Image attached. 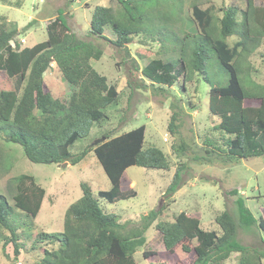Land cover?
I'll return each mask as SVG.
<instances>
[{"label":"trees","instance_id":"16d2710c","mask_svg":"<svg viewBox=\"0 0 264 264\" xmlns=\"http://www.w3.org/2000/svg\"><path fill=\"white\" fill-rule=\"evenodd\" d=\"M110 1L116 3L115 11L110 7H94L89 22L90 36L107 39L104 31L110 30L114 41H109L127 57L128 46L137 38L141 43L157 40L151 12L162 7L147 10L145 4H157L160 0ZM0 3L20 7L22 0H0ZM218 11L221 16L216 18L213 7L201 9L198 4H192L191 14L198 28L194 34L185 31L182 19L166 21L172 17L166 14L165 23L173 28V46L164 47L169 34L158 41L163 52L170 51L172 55L149 59L140 68V74L161 91L172 90L179 81L183 91L186 83H205L209 89V113L217 118L212 135L203 144L212 151L205 153L237 159L261 157L264 156V86L249 77L256 70L251 68L248 58L264 40V8L256 7L254 0H245L243 10L224 5ZM144 21H149V25ZM175 28L183 33L181 38ZM18 32L15 26L7 25L4 17L0 18V71L7 78L0 87V137L5 143L20 146L27 160L42 165H76L92 152L111 184L109 191H99L97 196L109 203L135 196L132 189L121 191V180L128 168L168 170L161 149L144 148V125L114 137L103 133L102 143L72 155L70 147L86 138L93 125L107 120L104 111L119 96L116 86L108 84L106 77L90 65L91 60L101 58L102 50L90 41L80 40L60 10L46 25L45 41L30 48L22 47ZM232 37L237 39L230 44L228 39ZM52 62L63 79L76 88L67 101L54 98L44 80L43 75ZM12 78L17 79L15 84ZM221 78H226L223 84ZM127 86L131 84L127 82ZM170 106L168 130L174 133L180 108L173 103ZM183 169L180 164L174 172L166 196H173L182 185ZM80 188L82 196L64 213L63 231L46 234L35 232L34 227L26 224L28 218H36L45 191L32 176L21 174L10 178L6 185L8 196L0 194L3 248L11 246L17 257L29 244L30 250H41L36 264H135L133 255L145 245L144 234L153 224L162 237L166 255L163 261H156L153 258H159L157 252L143 251L142 258L149 264H170L166 258L173 259V264H223L232 254H237V264H264V239L260 234L264 233V214L262 211L259 218L254 217L242 196H237L231 210L227 208L215 217L218 231L204 229L199 219L186 212L178 213L172 221H161L163 208L148 212L139 226L128 229L116 216L102 212L86 183H81ZM228 194L236 196L238 192L233 189ZM13 217L18 224L12 223ZM242 235L252 236L260 243L255 245L263 247L241 243Z\"/></svg>","mask_w":264,"mask_h":264},{"label":"rangeland","instance_id":"374dc122","mask_svg":"<svg viewBox=\"0 0 264 264\" xmlns=\"http://www.w3.org/2000/svg\"><path fill=\"white\" fill-rule=\"evenodd\" d=\"M194 3L201 9L213 7L212 13L216 18L221 16L218 10L224 5H233L241 10L245 8V0H160L157 4L148 6L145 4L147 10L155 9L158 5L162 7L158 12H151L154 17L151 20L155 29L154 39L157 40L141 43L140 38H137L128 46V57L112 45L110 41H114V36L110 30L104 31L107 39L89 35V22L94 7H110L115 11V2L22 0L20 7L14 5L8 7L0 3V18L5 17L9 24L20 30L17 39L22 47L30 48L45 41L46 25L60 10L67 25L80 40L90 41L102 50L101 58L98 61L91 60L90 65L100 75L106 77L108 84L116 86L119 96L115 104L105 109L107 120L101 125H93L86 138L76 141L70 147L69 151L72 155L75 156L91 146L103 133L114 137L144 125V148L155 146L161 149L169 164L166 171L136 166L128 168L120 187L122 192L132 189L135 196L128 199L119 198L109 203L97 196L99 191H109L111 184L92 152L88 153L80 163L72 166L34 164L25 158L20 146L5 143L0 137V194L7 195V181L21 174L32 176L36 185L45 191L36 218L26 220L28 227L32 226L35 232L42 231L46 234L61 233L66 209L82 196L81 183H86L90 187L93 198L103 213L116 216L128 229L139 226L148 212L163 208L159 217L161 221H172L178 213L186 212L191 217L199 219L204 229L218 231L219 227L214 223L215 217L227 208L231 210L237 196L244 198L245 206L254 217L259 218L262 211L264 214V156L237 159L228 155L226 159L224 155H217L215 152L205 153V150H212L203 145L204 139L212 135V126L217 122V118L211 116L208 110V86L203 82L193 81L186 83L183 91L179 81L172 90L161 91L140 74V68L149 59L172 55L170 51L163 52V46L158 41L169 34L165 37L167 44L165 43L164 47L173 46L171 35L173 28L168 26L172 24L165 23L166 14L172 15L171 19L166 21L176 22L182 19L185 31L191 34L198 32L191 14V6ZM254 4L256 7L264 8V0H254ZM142 8L144 9L143 6ZM31 21H33L32 25L24 32L21 31ZM149 21L144 22L149 25ZM174 31L178 37L183 36V33L176 28ZM236 39V37L229 38L228 42L232 44ZM172 58L176 60V56ZM248 63L256 70L251 72L249 77L264 86V40L248 58ZM210 74L217 77L216 73L210 72ZM43 76L54 98L67 101L76 90L63 79L53 62ZM6 79V74L0 71V87L5 85ZM16 80V78L11 79L14 84ZM225 80L226 78H221L222 84ZM127 82L131 87L127 86ZM171 103L180 108L175 122L178 126L174 133L168 130L172 115ZM180 164L184 167L182 185L173 196H166V189ZM3 167L7 168V171H3ZM130 183L133 184L129 185ZM233 189L238 192L236 196L228 194ZM7 201L10 202L8 197ZM12 219V223L18 224L14 217ZM260 234L264 239V233L260 232ZM144 235L145 245L133 255L135 264H149L142 258L143 251L157 252L159 258L153 259L163 261L166 253L162 237L153 224ZM256 240L252 236L242 235L240 242L262 248V245H255L260 244ZM26 247V250H22L15 257L11 246L3 248L0 240V264H36L40 260L41 250H30L29 244ZM51 247L47 245L46 248L51 249ZM236 255L232 254L223 264H237ZM166 259L173 264V259Z\"/></svg>","mask_w":264,"mask_h":264},{"label":"water","instance_id":"95a60500","mask_svg":"<svg viewBox=\"0 0 264 264\" xmlns=\"http://www.w3.org/2000/svg\"><path fill=\"white\" fill-rule=\"evenodd\" d=\"M103 141H104V138L101 137V138L97 139V140L92 144V146H96V145L102 143ZM66 164H67V163H63V165H66Z\"/></svg>","mask_w":264,"mask_h":264},{"label":"crops","instance_id":"0c3cea01","mask_svg":"<svg viewBox=\"0 0 264 264\" xmlns=\"http://www.w3.org/2000/svg\"><path fill=\"white\" fill-rule=\"evenodd\" d=\"M6 6V5H5ZM8 7H12V6H8ZM14 7H16V6H14ZM5 18V17H4ZM6 20V19H5ZM6 23H7V25H10V26H12L11 24H9V22H8V20H6ZM18 30V29H17ZM19 32H20V30H18ZM69 165V164H68ZM130 184H133V183H130ZM129 184V185H130ZM188 214V213H187ZM196 218V217H195ZM237 256V255H236ZM229 259V258H228Z\"/></svg>","mask_w":264,"mask_h":264}]
</instances>
